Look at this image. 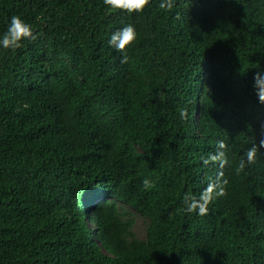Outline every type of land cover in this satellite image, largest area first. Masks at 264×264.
<instances>
[{"label": "trees", "instance_id": "trees-1", "mask_svg": "<svg viewBox=\"0 0 264 264\" xmlns=\"http://www.w3.org/2000/svg\"><path fill=\"white\" fill-rule=\"evenodd\" d=\"M158 3L0 0V33L17 14L36 32L0 48V264H264V0ZM223 180L207 215L183 210Z\"/></svg>", "mask_w": 264, "mask_h": 264}, {"label": "clouds", "instance_id": "clouds-1", "mask_svg": "<svg viewBox=\"0 0 264 264\" xmlns=\"http://www.w3.org/2000/svg\"><path fill=\"white\" fill-rule=\"evenodd\" d=\"M152 0H103V5L108 11H119L129 15L139 14L146 8L150 7ZM174 0H159L158 7L162 10H170L173 8ZM36 39V32L32 23L28 22L22 15H12L6 25L5 30L0 33V48L7 50H15L21 47L22 43L29 40ZM138 39V31L135 25L129 23L112 32L108 44L116 51L121 52L122 60H126L127 56L124 55L126 49L133 46ZM259 73L254 75V86L257 89V97L260 103L264 104V95L260 94V83L258 80ZM181 117L186 115L185 111L180 112ZM264 127V123L261 125ZM259 148L264 149V139L259 141ZM225 143L219 141L217 144V151L212 154L209 159L211 161H219L221 166L227 163L225 159ZM258 146L251 145L242 159L237 172L245 170L246 166L255 163L257 159ZM228 181H214L209 182L198 194L186 192L183 197V210L189 214H196L205 216L209 212L210 205L219 197H223L226 193L225 185ZM142 186L145 190H150L154 185L149 178L142 180Z\"/></svg>", "mask_w": 264, "mask_h": 264}, {"label": "rangeland", "instance_id": "rangeland-1", "mask_svg": "<svg viewBox=\"0 0 264 264\" xmlns=\"http://www.w3.org/2000/svg\"><path fill=\"white\" fill-rule=\"evenodd\" d=\"M146 222L143 217L141 216H136V223L134 226L135 232L137 233L138 236L143 237L146 234Z\"/></svg>", "mask_w": 264, "mask_h": 264}]
</instances>
